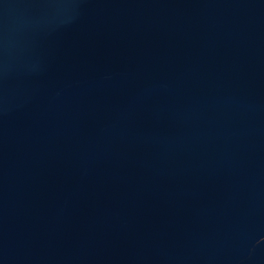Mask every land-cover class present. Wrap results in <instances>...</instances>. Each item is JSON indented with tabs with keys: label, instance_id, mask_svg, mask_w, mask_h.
<instances>
[{
	"label": "water",
	"instance_id": "95a60500",
	"mask_svg": "<svg viewBox=\"0 0 264 264\" xmlns=\"http://www.w3.org/2000/svg\"><path fill=\"white\" fill-rule=\"evenodd\" d=\"M0 264H264V0H0Z\"/></svg>",
	"mask_w": 264,
	"mask_h": 264
}]
</instances>
